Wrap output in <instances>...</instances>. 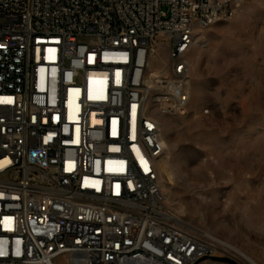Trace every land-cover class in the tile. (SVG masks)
<instances>
[{
  "label": "built area",
  "instance_id": "2783aa9c",
  "mask_svg": "<svg viewBox=\"0 0 264 264\" xmlns=\"http://www.w3.org/2000/svg\"><path fill=\"white\" fill-rule=\"evenodd\" d=\"M244 2L0 0V264L214 255L168 217L155 122L188 106L180 50ZM163 51L165 72L145 85Z\"/></svg>",
  "mask_w": 264,
  "mask_h": 264
},
{
  "label": "rangeland",
  "instance_id": "374dc122",
  "mask_svg": "<svg viewBox=\"0 0 264 264\" xmlns=\"http://www.w3.org/2000/svg\"><path fill=\"white\" fill-rule=\"evenodd\" d=\"M199 33L188 106L160 117L176 180L168 207L205 235L213 256L264 264V0H245Z\"/></svg>",
  "mask_w": 264,
  "mask_h": 264
},
{
  "label": "bare ground",
  "instance_id": "6f19581e",
  "mask_svg": "<svg viewBox=\"0 0 264 264\" xmlns=\"http://www.w3.org/2000/svg\"><path fill=\"white\" fill-rule=\"evenodd\" d=\"M197 35L200 36V33ZM198 36H191L190 45H185L184 48L182 50H180L179 61H181L183 63H188L187 59L189 57V53H190L192 47L194 46L196 38ZM200 38H202V37L200 36ZM161 55L162 54H159V57L155 58L154 60H156V59L163 60ZM164 72H165V67L160 69V70H157L153 64H151L149 66V68H145V85H153V77H156L158 75H162ZM185 110L186 109H183V113L185 112ZM149 115H150V105L149 104H141L139 107L138 119H145ZM155 142H157L158 149H161V151H165V150L167 151V146H166V144L163 140V137H162L161 122H155ZM158 171H159L160 186H161L162 192L164 194V198H165V205L170 210V212L168 213L169 219L175 220L177 223L193 230V228L191 226L187 225L179 216L172 213L171 209L168 207L169 204L171 203V201L169 200V198L167 196L168 195L167 192H170L173 195V191L176 188L175 172H173V170H172L169 158H166V160L164 158L159 162ZM195 231H198V230H195ZM199 233H201V232H199ZM201 234H203V233H201ZM206 237L213 240L209 236H206ZM213 241H215V240H213ZM218 243L221 244L220 242H218ZM233 250L236 251L238 254L242 255L238 250H236L234 248H233ZM249 261H251V260H249Z\"/></svg>",
  "mask_w": 264,
  "mask_h": 264
},
{
  "label": "water",
  "instance_id": "95a60500",
  "mask_svg": "<svg viewBox=\"0 0 264 264\" xmlns=\"http://www.w3.org/2000/svg\"><path fill=\"white\" fill-rule=\"evenodd\" d=\"M208 260L213 261V262L226 263V264H240L237 261L230 259V258H227V257L221 258V257H215V256L204 257V258L200 259L199 261H197L195 264H201V263L208 261Z\"/></svg>",
  "mask_w": 264,
  "mask_h": 264
},
{
  "label": "snow or ice",
  "instance_id": "6c2138e0",
  "mask_svg": "<svg viewBox=\"0 0 264 264\" xmlns=\"http://www.w3.org/2000/svg\"><path fill=\"white\" fill-rule=\"evenodd\" d=\"M117 75H119V73H117Z\"/></svg>",
  "mask_w": 264,
  "mask_h": 264
}]
</instances>
